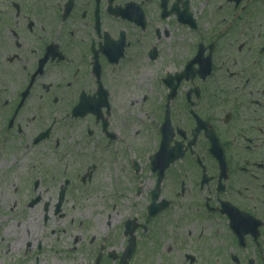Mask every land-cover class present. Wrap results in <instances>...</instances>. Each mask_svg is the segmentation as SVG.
Returning <instances> with one entry per match:
<instances>
[{
    "label": "flooded vegetation",
    "instance_id": "af4514ba",
    "mask_svg": "<svg viewBox=\"0 0 264 264\" xmlns=\"http://www.w3.org/2000/svg\"><path fill=\"white\" fill-rule=\"evenodd\" d=\"M9 140L26 154L0 158L1 180L45 151L10 186L44 227L101 176L116 209L128 166L137 177L140 217L106 211L91 264H264V0H0Z\"/></svg>",
    "mask_w": 264,
    "mask_h": 264
},
{
    "label": "rangeland",
    "instance_id": "374dc122",
    "mask_svg": "<svg viewBox=\"0 0 264 264\" xmlns=\"http://www.w3.org/2000/svg\"><path fill=\"white\" fill-rule=\"evenodd\" d=\"M9 146L10 140L8 148L0 145V158L7 159L8 164L6 166H9L10 161L14 157L23 160L26 154V151L20 147H16L14 154L10 152ZM41 151L45 152L42 149H32L27 153L25 168H29L30 166L28 165L34 163L35 160H32V158L39 156ZM129 153L130 151L128 150V155ZM45 156L48 158L53 155L48 153V156ZM29 160H31V164ZM24 165L19 166L17 162L14 165V175L5 180L0 179V264H34V261L36 264L37 255L34 257V254L39 240L42 250L38 263L44 261L45 264H50L51 262H55V264H91V256L88 255L90 246L87 245L85 238L90 235H95L99 238L98 234L100 231L97 233V227L103 225L106 211L112 213L113 216L116 211H120L127 217H140V212L145 206L144 195L138 198L134 197L135 183L138 182V179L128 166L126 177L122 176L120 180L123 187L127 188V192L118 196L119 206L116 209L110 207L117 201V194L110 191L109 178L101 176L93 181L90 186L86 187L89 189L88 191L84 193L76 192L75 197L69 198L65 211L66 217L58 221L50 218L47 227H44L41 220L40 205L32 208L26 207V202L31 196L30 193L26 192L24 188L23 190L19 189L20 191L17 194H12V190L10 191L11 187L12 189L18 187V179H22L21 174L26 179L27 174L23 169ZM51 167L52 165H48L47 170L51 171ZM76 169L80 171V166H76ZM34 177L36 176L34 175L32 178ZM147 177L146 175L144 179ZM25 179L24 182L29 187L32 179L28 181ZM42 183L45 186H49L50 183L55 184V181H52L50 177L46 178ZM74 188L77 189L78 187L75 186ZM54 198L52 195L44 196V199L48 201L49 199L52 201ZM77 226L81 229L77 228ZM53 229L55 230L54 233H52ZM169 231L170 229H168ZM72 237L83 238V240L78 241V244H76L77 242L75 243L76 245L74 244L76 246L74 252L68 251L71 246H74ZM167 240L168 237H165L163 242L166 243ZM55 241L58 242L57 245H55ZM26 243L27 245L30 244L27 249L25 248ZM158 254L141 256V259H136L133 264H158L156 262L159 261ZM56 256L57 261H55ZM33 258L35 259L34 261L32 260ZM159 262V264H163L161 260ZM168 262L170 264H200V261L190 263L186 260H174L173 257L172 261Z\"/></svg>",
    "mask_w": 264,
    "mask_h": 264
}]
</instances>
